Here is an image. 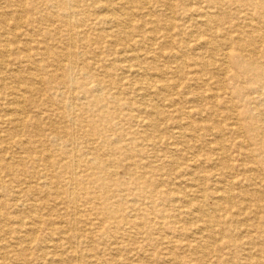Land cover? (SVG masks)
<instances>
[{"label": "bare ground", "instance_id": "1", "mask_svg": "<svg viewBox=\"0 0 264 264\" xmlns=\"http://www.w3.org/2000/svg\"><path fill=\"white\" fill-rule=\"evenodd\" d=\"M25 176L45 264H264V0H0L12 207Z\"/></svg>", "mask_w": 264, "mask_h": 264}, {"label": "rangeland", "instance_id": "2", "mask_svg": "<svg viewBox=\"0 0 264 264\" xmlns=\"http://www.w3.org/2000/svg\"><path fill=\"white\" fill-rule=\"evenodd\" d=\"M26 169L28 170L27 174L31 173L32 169L30 168V166L26 165ZM1 174H2V176L5 177L6 185L10 186V189L16 195V191H19L18 187H16V183H11L9 177H7L4 173H1ZM27 176L24 177V180L26 181V184H24L25 188L23 187L24 198L19 199L20 202L19 203L17 202L18 203L17 207L16 206L12 207V205L14 203V197L12 196L11 191H9V193H8V190L0 189V196L2 195L0 197V199L2 200V201L0 200V203L4 205V207L2 205H0V215L2 217L3 215L7 216L6 214H9V215L11 214L9 216V219L6 222L2 221L0 218V225H1L0 226V240H1L0 241V264H23V262L19 258H17V259L11 258L10 260H5L6 253H10L9 252L10 248H11L10 251H13V250L19 251V249H17L18 247L16 246L18 244L17 240L23 235H24V237H26V236L36 237L33 245L30 248H28V247L25 248V250H24V264H45L44 261L42 259H40V257L46 256V255L47 256L53 255L54 254V244L58 243L60 240L59 237H57V236L54 237V236L50 235V232L47 230V227H45L42 224L43 221L41 220L42 222H39V218H42L44 220L49 219V220L54 221L55 215L65 214V204H62L59 200H56V199H55V201L53 199V200H50L48 203H46V201L44 199H42L41 197H39L37 194L27 193L28 188L30 189V187L35 186V184H36V183H34L33 180H30V177H27ZM209 184H210L209 186H211L213 184V182L209 183ZM58 202H60L61 204ZM33 205H36L38 208L34 209V208L30 207ZM47 207H48V209H47ZM60 209H62V210H60ZM20 220L24 221V227H22L19 224ZM28 223L30 225H28ZM57 226H59V225H56L55 227H57ZM8 227H10V228L8 229ZM32 229H34L33 231H36L35 234L32 233V231H31ZM5 244H7V245H5ZM14 244H16V245H14ZM24 246H25V244H24ZM33 246H34V248H33ZM63 246H64V251L66 253L67 250L65 249V247H68V244L63 243ZM111 248H114V247H109V250L106 252V254H107L106 256L101 252V249H97V252L100 253L101 257H104V260L107 264L111 263L109 259H111L112 257H117V255H118L117 252ZM121 254H122L121 258L126 257L125 252L121 253ZM64 256L67 259V256L66 255H64Z\"/></svg>", "mask_w": 264, "mask_h": 264}]
</instances>
